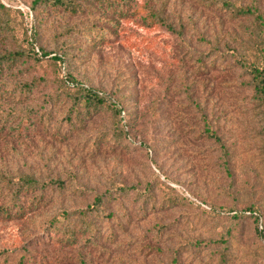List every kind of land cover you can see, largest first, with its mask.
<instances>
[{"label":"rangeland","instance_id":"1","mask_svg":"<svg viewBox=\"0 0 264 264\" xmlns=\"http://www.w3.org/2000/svg\"><path fill=\"white\" fill-rule=\"evenodd\" d=\"M231 1L264 13V0ZM0 2L14 31L0 27V177L63 182L21 190L32 210L0 218V264H264V115L234 59L249 52L251 17H230L221 0H126L156 20L115 19L111 37L92 44L84 32L101 25L97 9ZM25 37L47 57L5 62ZM66 73L123 105L127 138L116 136L119 117L106 105L82 102L62 123ZM96 196L104 208L89 215L90 232L79 216ZM53 217L76 229L74 244L53 238Z\"/></svg>","mask_w":264,"mask_h":264},{"label":"trees","instance_id":"2","mask_svg":"<svg viewBox=\"0 0 264 264\" xmlns=\"http://www.w3.org/2000/svg\"><path fill=\"white\" fill-rule=\"evenodd\" d=\"M126 0H33L32 2V11L37 12L36 9H41V7L48 9H60L63 12L69 14L81 13L87 9H97L100 12L102 23L99 26L98 24H92L91 27L85 30L84 36L90 37L92 44H101L106 42L109 37H111L113 32V25L115 19H130V17H138V20H141L143 23H153L156 20L154 14L147 12L142 15L138 10L130 11L128 8L124 7ZM221 6L227 9L230 17H251L254 24V31L252 32L251 46L248 48L249 52L246 54H235L234 59L238 62L240 67H242L248 74V82L251 85L253 98L259 106L262 107V114L264 115V13L257 4L252 5H241L235 4L231 0H221ZM36 8V9H35ZM9 9L0 2V27H6L8 32L13 33L11 29V22L9 17L6 14ZM162 20V18H160ZM31 34L36 40L38 36L39 29L36 25H31L30 28ZM108 33V34H107ZM24 43L26 48L20 45L19 49H10L4 53L3 58L5 62L16 61L18 59L27 58L30 60L39 61L47 57L49 52L45 51L40 46H35L32 42L29 41L27 37L24 38ZM29 46V47H28ZM230 52L229 50H227ZM220 54L222 52H219ZM51 59L55 61H63L62 56L57 54L50 56ZM2 60H0V65ZM60 83V91L63 94V101L68 103L69 106L61 120L62 123L70 124L73 122L72 112L74 107L84 103L85 107L88 109L89 106L98 107L101 105L109 106L119 117L118 123L120 122V127L117 130L116 136L119 138H127V130L124 128V123H121L120 113L123 112V105L119 103L118 100H113L111 97L108 98L101 94L99 91L92 88H88L83 84L78 83V81L69 73H66L62 78ZM22 90H30L31 84L23 83ZM72 108V109H70ZM72 110V111H71ZM45 125H49V121ZM205 134L211 136L215 141L219 143L220 148L223 147V144L219 141V136L215 131L208 126L205 128ZM264 135V130H263ZM263 148H264V137L262 139ZM226 152V150L224 151ZM49 186L62 187L63 182L58 179H50L49 181L38 182L32 175L20 176L17 180L13 178H8L6 176L0 177V218L3 220H12L15 218L24 217L28 211L32 209L28 205H25L19 200L21 190L25 192L35 189H45ZM144 192L141 195H147L146 192L147 186L144 187ZM122 191L125 192V189L122 187ZM187 197H184V199ZM41 198L38 197L36 202L39 203ZM103 196H96L93 204L87 207L86 210L81 212V217L83 221V226L86 231L93 232L95 230L93 222L90 221L89 215L98 212V210L103 209ZM31 209V210H28ZM34 209V208H33ZM244 210L248 212V215L253 217V221L257 224L259 223V209L253 205H248L244 207ZM105 214V213H104ZM110 215V213H109ZM63 218H68L69 213H63ZM234 217L239 216L236 212L233 213ZM62 220H57L54 217L50 219L47 223L50 231L54 232L53 238L57 241H64L65 243L74 244L78 232L76 229L66 226L64 228ZM61 231L62 234L60 237H57V232ZM223 257V256H222ZM224 259V258H223ZM220 264H225L224 261H219Z\"/></svg>","mask_w":264,"mask_h":264}]
</instances>
